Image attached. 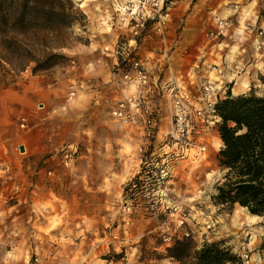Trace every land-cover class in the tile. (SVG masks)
<instances>
[{
	"label": "rangeland",
	"instance_id": "rangeland-1",
	"mask_svg": "<svg viewBox=\"0 0 264 264\" xmlns=\"http://www.w3.org/2000/svg\"><path fill=\"white\" fill-rule=\"evenodd\" d=\"M72 1L85 14L86 27L75 26L71 31L70 48L63 50L71 60L51 69V78L72 65L74 52L84 46L101 44L111 52L117 44L121 61L114 72L120 77L133 58H156L166 45L186 44L195 59L224 41L222 48L216 47L209 57L228 51V61L224 62L228 79L223 82L231 94L233 88L237 94L233 96L252 90L264 93V38L257 62L239 45L251 29L254 34L262 31L264 37V0H245L243 12L235 15L232 6L240 0H225L202 18L195 8L205 0ZM216 16L230 17L232 28L226 37L213 41L209 34ZM254 16L259 19L252 26L250 18ZM141 24L144 26L137 28ZM136 29L139 35L134 34ZM133 39L136 50L129 47ZM213 61L207 62L206 78L194 88L195 101L212 67H220ZM26 72L31 73V68L16 71L0 60V90L18 88ZM116 104L100 119L84 117L77 110L65 118L47 119L43 125L55 121L70 126V141L45 148L40 155L34 154L35 142H26L28 151L22 152L8 140L5 130L0 131V264H173L166 258L167 248L185 235H192L198 247L223 243L234 254L247 256L245 264H264V217L252 216L239 206H216L212 201L224 175L217 161L222 147L217 125L198 123L191 139L207 146L206 159L192 164L188 156L180 154L177 158L182 163L174 164V170L180 172L172 175L168 162L163 166L166 170H150L156 158L151 154L159 149L151 142L155 139L150 143L147 139L159 134V123L151 135L145 128L123 125L112 116ZM17 114L19 127L23 117L28 118V127L50 117L47 109L38 108L34 113ZM169 117L171 127L164 138L172 129V107ZM99 121L103 122L100 126ZM65 154H69L67 165ZM160 171L165 174L157 197L160 203L151 205L140 189L136 197L129 191L134 175L147 178ZM130 199L136 202L131 205ZM175 206L181 215L174 211Z\"/></svg>",
	"mask_w": 264,
	"mask_h": 264
},
{
	"label": "crops",
	"instance_id": "crops-1",
	"mask_svg": "<svg viewBox=\"0 0 264 264\" xmlns=\"http://www.w3.org/2000/svg\"><path fill=\"white\" fill-rule=\"evenodd\" d=\"M256 1L258 2V0H254V2ZM224 2L225 0H205V2L198 4L197 8H195L196 15L199 14L202 18L218 9ZM250 19H252V26H254L259 17L254 16ZM258 24L261 25L262 23L259 21ZM253 30H249L247 36L239 37L243 42H239V45L250 51L253 61L257 62L258 51L255 48L259 38L258 34L253 33ZM129 42L131 48H133L134 43L136 45L134 39ZM223 45L224 41L216 43L208 50V53L204 52L193 59L191 49L189 50L186 44L181 45V42H177L166 45L162 55L156 58L144 57L139 60L151 76V87L144 93L145 105L147 109L155 112L156 125L159 123L160 127L159 134L155 138L147 139V143H150V139H155L151 142L158 146L159 149L151 154V157L156 156L154 168L156 167L157 170L163 169L164 164L168 162L172 164L170 170H172L173 175L180 172V170H174V164L182 163L181 159L177 158L175 153H173V149H169L163 144L164 135L171 127L169 117L171 100L167 94L166 86L174 82L188 90L187 93L196 100L197 94H194V88L199 86L202 78H206L207 74L204 71H208L212 60L220 64L219 69L222 74L220 75L221 77L217 78L226 81L228 73L224 67V62L227 63L228 61V51L226 50L221 56L218 54L215 58L209 57L211 51L218 49L216 47L220 49ZM116 46L117 44L113 45L111 52H108V48L101 44H97L94 47L84 46V48L74 52L76 60L72 62V65L63 68L58 77L51 78L54 74L53 70L39 75L26 72L18 88L0 90V131L5 130L8 140H12L18 148L24 147V152L28 151L25 145L26 142H35L36 149L34 154L40 155L45 148L53 149L60 143L70 141V126H66V124L57 125L55 121L53 122L54 124L43 125L47 119H54L56 116L65 118L72 110H77L84 117L91 115V117L95 116L98 119L102 118L111 105L116 104L132 91L122 83L121 78L114 72L120 63ZM169 47L172 48L170 52L168 51ZM133 50H136V46H134ZM180 60L184 62H180ZM182 65H185V67H180ZM249 68L248 66L247 70ZM232 80L233 78L229 79V81ZM234 90L235 88H233V95H237ZM40 105H43V107H39ZM37 108L47 109L50 117L45 118L42 122L37 121L32 127H28L26 124L28 118L23 117L22 122L24 123L25 120V126H23V123L21 127L16 125L17 115L19 114L17 112L34 113L37 112ZM218 123H220V119L216 120V124ZM102 124L103 122L99 121V126ZM218 138L221 142L219 133ZM45 143H47L46 146L44 145ZM0 170L2 169L0 168ZM138 170L143 169L140 168ZM160 192L162 191L160 190L156 193V198L160 197V194H158ZM157 201H159V198H157ZM166 258L176 264L171 258Z\"/></svg>",
	"mask_w": 264,
	"mask_h": 264
},
{
	"label": "trees",
	"instance_id": "trees-1",
	"mask_svg": "<svg viewBox=\"0 0 264 264\" xmlns=\"http://www.w3.org/2000/svg\"><path fill=\"white\" fill-rule=\"evenodd\" d=\"M86 23L72 0H0V60L16 71L31 68L33 75L64 65L71 60L63 53L71 31ZM215 110L222 142L217 161L224 175L212 201L264 217V93L228 92ZM167 253L178 264H244L225 244L198 247L192 235L176 239Z\"/></svg>",
	"mask_w": 264,
	"mask_h": 264
},
{
	"label": "built area",
	"instance_id": "built-area-1",
	"mask_svg": "<svg viewBox=\"0 0 264 264\" xmlns=\"http://www.w3.org/2000/svg\"><path fill=\"white\" fill-rule=\"evenodd\" d=\"M232 7L233 15L239 11L243 12L245 0L236 2ZM140 26L143 27L144 25H137V28ZM231 28L232 21L230 17L216 16L214 18V29L209 34V37L212 40L224 38L228 35ZM134 34L139 35L140 30L136 29ZM258 38L255 49L259 52L263 47L262 31L258 33ZM130 55L131 52L129 49L128 56ZM219 71L220 69L217 66L212 67L209 79L200 86V97L197 101L187 93L188 90H185V88L178 86L174 82L166 86L172 107V129L170 134L164 138L163 144L169 149H173V153L177 157L180 154L188 156L192 164L203 163L207 155V146L202 143H195L191 139L195 127L198 123H207L208 125L216 126V120L219 117L216 115L215 106L220 100L227 97L228 92H231L223 81L220 82V80H215L212 77V74L219 77ZM119 75L122 83L132 91L117 102L112 110V116L121 124L131 128L143 127L147 129L148 135H151L152 130L156 126V115L155 112L146 108L144 99L145 91L151 87L150 73L143 67L140 61L133 58L129 61V66L122 69ZM39 107H43V105ZM208 118H212L213 121L208 120ZM23 126H25V120ZM64 158L65 164L67 165L69 162V154H65ZM153 169L157 170L156 167ZM164 177V171H160V173L152 172L151 177L147 178L145 176H139V178L134 177L128 186L129 191L135 196L136 191L139 189L142 190L148 202L152 203L151 205H156L160 203L157 201L156 193L160 191ZM128 201L130 202H128L129 204L133 205L136 199H130ZM174 211L181 212L177 206H175ZM181 221L182 223L184 222L183 219ZM115 238L117 239V236ZM166 240L170 241V238H166ZM241 258L245 264L246 261L244 259H247V256L241 255Z\"/></svg>",
	"mask_w": 264,
	"mask_h": 264
},
{
	"label": "water",
	"instance_id": "water-1",
	"mask_svg": "<svg viewBox=\"0 0 264 264\" xmlns=\"http://www.w3.org/2000/svg\"><path fill=\"white\" fill-rule=\"evenodd\" d=\"M20 150H21L22 152H24V151H25V148H24V147H21Z\"/></svg>",
	"mask_w": 264,
	"mask_h": 264
}]
</instances>
